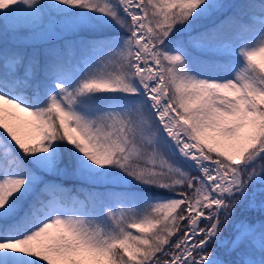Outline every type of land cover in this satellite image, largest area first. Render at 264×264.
<instances>
[{
    "label": "snow or ice",
    "instance_id": "6c2138e0",
    "mask_svg": "<svg viewBox=\"0 0 264 264\" xmlns=\"http://www.w3.org/2000/svg\"><path fill=\"white\" fill-rule=\"evenodd\" d=\"M0 39V264H264V0H0Z\"/></svg>",
    "mask_w": 264,
    "mask_h": 264
},
{
    "label": "trees",
    "instance_id": "16d2710c",
    "mask_svg": "<svg viewBox=\"0 0 264 264\" xmlns=\"http://www.w3.org/2000/svg\"><path fill=\"white\" fill-rule=\"evenodd\" d=\"M234 2L239 3V2H241V0H234ZM3 47H4L3 40L0 39V49H2ZM28 48H30V47H27V48L24 49V50L26 51ZM40 51H41V49H39V52H40ZM257 62H259V61H257ZM63 182H64V184L66 185V187H68V188H72L73 185L77 183L76 181L72 180L71 178L65 179V180H63ZM254 214H255V213H254Z\"/></svg>",
    "mask_w": 264,
    "mask_h": 264
},
{
    "label": "rangeland",
    "instance_id": "374dc122",
    "mask_svg": "<svg viewBox=\"0 0 264 264\" xmlns=\"http://www.w3.org/2000/svg\"><path fill=\"white\" fill-rule=\"evenodd\" d=\"M33 51H36V52H39V49H33V48H28L27 50H26V52L30 55V54H32L33 53ZM257 61H259L260 62V58L259 57H257ZM3 130L2 129H0V132H2ZM62 183L64 184V182L62 181ZM65 185V184H64ZM66 186V185H65Z\"/></svg>",
    "mask_w": 264,
    "mask_h": 264
}]
</instances>
